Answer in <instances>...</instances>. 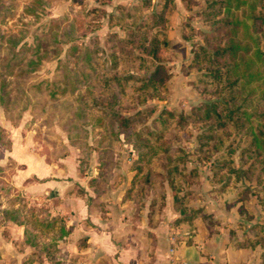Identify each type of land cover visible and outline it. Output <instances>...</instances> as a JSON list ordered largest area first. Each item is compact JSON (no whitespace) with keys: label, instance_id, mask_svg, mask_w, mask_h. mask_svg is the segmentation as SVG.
<instances>
[{"label":"rangeland","instance_id":"obj_1","mask_svg":"<svg viewBox=\"0 0 264 264\" xmlns=\"http://www.w3.org/2000/svg\"><path fill=\"white\" fill-rule=\"evenodd\" d=\"M164 2L0 0V83L3 85L0 93L4 102V106L0 105V126L5 134L0 142V159L9 148L10 129L20 125L16 136L23 139L28 153V149H33L49 161L68 158V164L77 166L78 174H84L89 167L91 171L96 170L100 160L110 159L114 165L117 157L130 167L138 153L145 151L143 144L150 140L145 127L153 128V120L163 110L189 113L192 108L214 99L216 94L210 89H201L196 83L197 72L188 68L192 50L203 42L204 33L216 32L203 13L205 0H172L166 3L165 25L150 31L160 40H169L160 50V60H151L147 65V70H152L155 64H160L162 73L167 76L159 87L162 97H149L124 107L113 106L118 114L108 111L106 116L81 104L88 100L90 106L99 110L101 99L105 98L102 95L96 99L91 97L100 92L92 82L94 77H86L80 83L76 81V70L87 68L83 61L85 55L105 60L104 66H98L93 59L98 75L109 69L110 54L118 47L111 34L122 39L133 32L136 42L145 43L141 36L144 31L149 32V17L158 15ZM110 15L113 20L108 24ZM182 34L190 38L184 39ZM12 41H15L14 46ZM73 43L77 47L71 49ZM134 53L142 55L139 49ZM29 60L36 63L28 64ZM21 69L27 72L18 74ZM145 72L131 67L127 73L140 76ZM60 89L64 92L60 93ZM107 100L111 101L109 94ZM128 115L134 117L124 131L123 120ZM97 117L99 123L95 125L91 119ZM252 120L242 118L238 128L227 126L226 130L210 131L207 128L210 123L190 122L182 130L168 132L160 144L172 150L171 159L157 153L163 167L155 168L159 173L152 177L165 188L161 207L171 192L180 198L174 201L179 210L184 208L183 212L188 215L197 212L203 222L212 220L213 212L229 211L233 206L248 220L255 215L264 216V173L261 178L258 176L264 157L253 162L256 152L250 151L249 146L250 130L254 127ZM197 136H204L201 146ZM79 161L83 162L82 166ZM146 162L143 160L142 165ZM12 167L19 168L22 164L12 161ZM167 171L170 176L175 175L173 185L167 182ZM4 176L5 173H1L0 207H17L29 218L32 209L28 207L29 199L13 190ZM151 186L149 183L144 191L138 190L137 195H127L129 185L125 196L132 202L138 197L148 202L153 192ZM4 223L0 219V225ZM32 227L40 232L41 241L52 236L51 230L38 225ZM252 229L264 232V217L252 223ZM20 247L23 248L22 244ZM36 259L44 261L40 255Z\"/></svg>","mask_w":264,"mask_h":264},{"label":"trees","instance_id":"obj_2","mask_svg":"<svg viewBox=\"0 0 264 264\" xmlns=\"http://www.w3.org/2000/svg\"><path fill=\"white\" fill-rule=\"evenodd\" d=\"M168 2L171 3L172 0H165L162 3L158 15H150L151 22L147 25L149 32L144 31L141 36L145 43L136 42V34L133 32L122 39H117L114 33H110L112 40L117 42L118 47L110 54L109 69H105L98 75L96 66H104L105 60L96 57L97 65H95L92 63L95 60L94 57L85 55L83 61H85L87 68L76 70V81L80 83L84 82L86 77H94L92 82L96 83L95 85L100 88V92L95 97L91 94V97L96 99L102 95L105 98L101 99L99 110L95 106H90L92 104L88 100L82 101V105L106 116L108 111L112 114H118L112 109L113 106L134 105L137 102H143L146 98L161 96L159 87L165 82L167 76L162 73L160 64H155L152 70H147V65L151 60H160L162 46L169 43L166 38L160 40L156 34L150 33L153 28H162L165 25L164 13ZM202 10L208 20L211 21L212 30L216 32L214 34L204 33L203 42L192 50L188 68L197 72L196 83L202 87L201 89L212 90L216 97L192 108L189 113L163 110L153 120V128L145 127L147 129L146 135L150 140L143 144L146 148L145 151L139 152L137 159L130 165L134 173L126 194L136 193L137 195L143 189L145 190L144 187L147 184L152 185L151 190L153 192L149 197L146 214L149 226H155L160 220L161 200L164 198L165 188L152 177L159 173L155 168L163 167L160 159L158 160L157 153H164L166 159H171L172 150L163 148L160 144L168 132L175 133L187 127L190 122L202 121L210 123L207 124L208 131L215 128L226 130L227 126L238 128L242 118L249 119L250 117L253 119L254 127L250 130L251 141L249 146L252 147L250 151L256 152L253 162L255 163L264 157V0H205V6ZM112 20L113 16L110 15L108 24ZM182 37L184 39L190 38L186 34H182ZM14 42L11 43L13 46ZM70 47L72 49L77 46L73 43ZM135 49H139L142 55L135 54ZM34 63H36L34 60H29L28 64ZM131 67H137L147 72L144 75L135 76L127 73ZM26 72L27 70H18V74L21 75ZM92 87L94 86L92 85ZM2 88L3 85L0 83V92ZM59 92L62 93L64 90L60 89ZM108 94L111 96L110 102L107 100ZM0 105L4 106L2 93H0ZM133 117L132 115L124 117V131L130 126L129 123ZM97 119L99 117L91 119V122L93 121L96 125L99 123ZM3 136H5L4 130L0 126V142ZM197 137L200 141L199 146H201L204 136ZM89 149L87 147V150ZM150 150L155 152H149ZM100 151L104 153V150ZM99 157L101 158V156ZM143 160H147L144 165H142ZM79 164L82 166L83 162L79 161ZM112 166L113 163L110 159H107L106 162L99 161L96 176L89 179V184L93 186L96 193L102 192L104 185L112 175ZM3 171L4 167L0 165V175ZM263 173L264 163L260 164L258 176L261 178ZM169 174L167 171V182L173 185L175 175L170 176ZM173 199L175 202L180 201L176 194H173ZM133 203L135 205L134 212H138L145 206L146 202L138 197L137 199L134 198ZM183 210L184 208H181L179 211L183 212ZM33 212L35 214L44 213V215L34 220L32 218ZM0 219L24 225L22 244L33 246L37 250L35 254L28 255L22 264H32L34 255L41 256L42 253L52 258L53 263L57 262L56 255L49 251V246L54 245V243L42 242L40 232L32 226L38 225L52 230L61 218L49 217L47 210L43 208L30 209L29 218H27L24 214L22 215L17 207L10 206L8 208L0 207ZM242 244L259 245L262 248L261 255L264 259V232L257 231L253 238L245 239ZM40 263L38 260V263L35 264Z\"/></svg>","mask_w":264,"mask_h":264},{"label":"crops","instance_id":"obj_3","mask_svg":"<svg viewBox=\"0 0 264 264\" xmlns=\"http://www.w3.org/2000/svg\"><path fill=\"white\" fill-rule=\"evenodd\" d=\"M18 129L20 125L10 129L9 148L0 165L13 190L29 199L28 207L43 208L49 217L61 218V224L48 231L52 236L42 241L54 243L49 251L56 255L57 264H264L259 245L242 244L255 236L251 225L263 215L248 220L233 206L213 212L212 220L203 222L197 212L194 216L180 212L169 192L160 220L149 226L148 202L134 212L132 200L125 196L134 171L124 159H115L112 175L98 194L89 184L98 168L78 174L68 158L49 161L33 149L28 153L23 139L16 136ZM12 161L22 167H12ZM3 222L0 264H22L37 250L22 244L24 225ZM41 256L40 264H56L45 253ZM36 257L32 264L38 263Z\"/></svg>","mask_w":264,"mask_h":264}]
</instances>
